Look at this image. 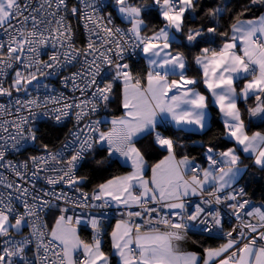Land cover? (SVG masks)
Listing matches in <instances>:
<instances>
[{
  "label": "snow or ice",
  "instance_id": "6c2138e0",
  "mask_svg": "<svg viewBox=\"0 0 264 264\" xmlns=\"http://www.w3.org/2000/svg\"><path fill=\"white\" fill-rule=\"evenodd\" d=\"M255 172L264 0H0V264H264Z\"/></svg>",
  "mask_w": 264,
  "mask_h": 264
},
{
  "label": "trees",
  "instance_id": "16d2710c",
  "mask_svg": "<svg viewBox=\"0 0 264 264\" xmlns=\"http://www.w3.org/2000/svg\"><path fill=\"white\" fill-rule=\"evenodd\" d=\"M203 2L205 6L207 7V6H211L214 3H216L217 0H203ZM241 3H246V0H231V4L233 5L234 8H236V6H238ZM225 19H227V17ZM196 22L199 23L200 22L199 19ZM218 126H219V121L217 119L216 124L213 125L212 131L208 133V136H212L216 134L219 130ZM70 127H71V124L67 123L66 127L57 128V127L52 126V124L48 122V124L42 128V131L45 132L48 141L58 146L59 140L63 139L65 133ZM183 138L189 142L188 150L193 155H198V153L200 152V148L198 147V145L192 144L191 141L207 139L206 136H202L201 134H197V133L188 134L187 136H184ZM30 151L32 152L34 151V149L30 148ZM156 159H158V156L150 152L149 153L150 162H155ZM112 170L127 171L128 169L126 168L115 169V166H114ZM104 175L107 176L109 175V173L106 172ZM100 179H103V177H99L98 179L93 180L92 183L99 182ZM249 180L250 182L247 185V190L252 200L255 201L257 204H259L260 202L264 201V175L260 174L259 172H255V175L250 176ZM91 187H92V184L90 183L85 186V189L90 190ZM81 235L84 236L85 238H89L88 233L84 230H81ZM189 235L192 240H198L200 242L201 248L207 247V246H217L219 243L223 242L222 239H218V238L208 239L206 236L193 235L191 233ZM107 246L108 245H106V247Z\"/></svg>",
  "mask_w": 264,
  "mask_h": 264
},
{
  "label": "built area",
  "instance_id": "2783aa9c",
  "mask_svg": "<svg viewBox=\"0 0 264 264\" xmlns=\"http://www.w3.org/2000/svg\"><path fill=\"white\" fill-rule=\"evenodd\" d=\"M72 2H75V0H72ZM74 23V25L76 24V22L74 21L73 22ZM80 31L82 32V28L80 29ZM53 83H55V82H53ZM51 123V122H50ZM69 124H71V123H69ZM71 127H72V124H71ZM31 151H30V148H29V153H30ZM28 153H23V154H20V155H16V156H10L9 157V159H13V160H22V159H24V157H25V155H27ZM86 190V189H85ZM112 216H114V213L113 214H111ZM49 217V216H48ZM48 217H47V220H48V223H49V219H48ZM115 221V219L113 218V219H111V221H110V223L112 224L113 222ZM233 223H235V221H233V220H227L226 219V222H225V228L226 229H228L229 228V225L230 224H233ZM108 225H107V223H106V227H107ZM110 228V227H109ZM82 230H84V229H82ZM84 231H86L87 233H88V235H89V238H90V236H91V233H90V230H84Z\"/></svg>",
  "mask_w": 264,
  "mask_h": 264
},
{
  "label": "crops",
  "instance_id": "0c3cea01",
  "mask_svg": "<svg viewBox=\"0 0 264 264\" xmlns=\"http://www.w3.org/2000/svg\"><path fill=\"white\" fill-rule=\"evenodd\" d=\"M53 215L54 214H50L49 217H48L49 224H51L53 222ZM114 223H115V221L112 223V225H114ZM109 231H110V229H109ZM191 241H192V239L190 238V235H189V242H188V245L187 246L190 247V248H193V249H195L197 251H200L201 250V247L200 246H197V245H193L191 243Z\"/></svg>",
  "mask_w": 264,
  "mask_h": 264
}]
</instances>
